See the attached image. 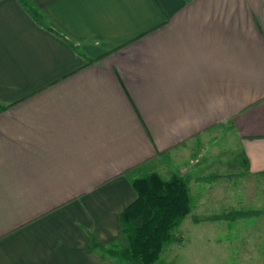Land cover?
Returning a JSON list of instances; mask_svg holds the SVG:
<instances>
[{
	"label": "crops",
	"instance_id": "obj_1",
	"mask_svg": "<svg viewBox=\"0 0 264 264\" xmlns=\"http://www.w3.org/2000/svg\"><path fill=\"white\" fill-rule=\"evenodd\" d=\"M30 1L56 32L0 0V264H118L134 178L264 171V0Z\"/></svg>",
	"mask_w": 264,
	"mask_h": 264
},
{
	"label": "rangeland",
	"instance_id": "obj_2",
	"mask_svg": "<svg viewBox=\"0 0 264 264\" xmlns=\"http://www.w3.org/2000/svg\"><path fill=\"white\" fill-rule=\"evenodd\" d=\"M241 168L234 177L224 173L197 184L206 187L198 190L197 205L192 189L198 186L189 182L194 206L172 230L176 239L163 247L155 264H264V180L261 173L242 175ZM223 171L216 168L205 174ZM231 210L256 213L210 219Z\"/></svg>",
	"mask_w": 264,
	"mask_h": 264
},
{
	"label": "trees",
	"instance_id": "obj_3",
	"mask_svg": "<svg viewBox=\"0 0 264 264\" xmlns=\"http://www.w3.org/2000/svg\"><path fill=\"white\" fill-rule=\"evenodd\" d=\"M17 1L39 24L56 32L44 24L42 15L30 0ZM261 175L264 180V171ZM214 177L217 175L201 179ZM132 187L136 197L119 214L120 241H114L107 246L95 243V248L102 254L115 258L118 264H155L163 247L176 239L172 230L191 211L188 182L177 174L164 179L157 172H149L134 178ZM255 213L254 210H231L210 219Z\"/></svg>",
	"mask_w": 264,
	"mask_h": 264
}]
</instances>
